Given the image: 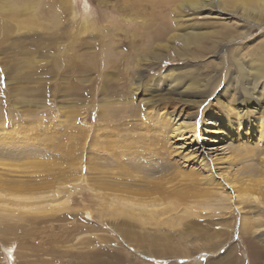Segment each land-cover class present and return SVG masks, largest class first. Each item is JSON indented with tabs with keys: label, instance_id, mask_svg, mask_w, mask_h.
Segmentation results:
<instances>
[{
	"label": "rangeland",
	"instance_id": "374dc122",
	"mask_svg": "<svg viewBox=\"0 0 264 264\" xmlns=\"http://www.w3.org/2000/svg\"><path fill=\"white\" fill-rule=\"evenodd\" d=\"M178 1L137 5L152 13L141 16L119 0H0V264H264V139L245 125L264 122V0L225 10L220 0L209 11L177 9ZM62 4L66 11H52ZM164 21L174 26L161 36ZM209 110L245 125L215 150L200 139L209 159L228 155L226 167L213 160L214 171L232 178L234 193L183 156L193 144L175 139L178 116L199 122ZM126 177L190 194H136V183L122 193ZM121 194L155 199V213L120 211ZM130 213L134 234L122 229ZM241 222L255 223L245 227L255 233L250 245Z\"/></svg>",
	"mask_w": 264,
	"mask_h": 264
},
{
	"label": "bare ground",
	"instance_id": "6f19581e",
	"mask_svg": "<svg viewBox=\"0 0 264 264\" xmlns=\"http://www.w3.org/2000/svg\"><path fill=\"white\" fill-rule=\"evenodd\" d=\"M44 1V0H43ZM101 2H103L104 0H100ZM156 1H165V2H168V3H170V2H172L173 0H119V3H127L126 5H130L131 6V12L132 13H135V14H137V13H141L142 15L141 16H143V15H147L148 13H149V15L150 14H152L151 13V11H144V9H141V12H138V6L139 5H145L146 7H149V10H150V8L152 9V7H153V4H154V2H156ZM236 0H225L224 1V4H222L221 5V8L223 9V10H225L224 8V5H233L234 4V2H235ZM34 2H36V0H34ZM48 3H49V1H48ZM47 3V6L49 5ZM219 3H220V0H182V1H178V3H177V9H178V6H179V9L180 8H182L183 9V7H185L186 5H188V7L187 8H192V9H195V10H198V11H205V10H208L209 11V9H215V7H217L216 5H219ZM51 4V3H50ZM59 4H61V3H59ZM58 4V5H59ZM64 4H65V2H64ZM64 4H62L61 6H55L56 8H55V10L52 8V11L54 12V11H56V10H58L59 12L60 11H66L67 9H65L64 7H63V5ZM101 4V3H100ZM37 5H38V3H37ZM51 5H53V4H51ZM55 5V4H54ZM138 5V6H137ZM64 6H66V5H64ZM124 6V5H123ZM122 6V7H123ZM40 7V6H39ZM53 7V6H52ZM126 7V6H125ZM144 8V7H143ZM0 9H2V8H0ZM37 9V8H36ZM47 9V8H46ZM51 9V8H50ZM38 10V9H37ZM119 10V9H118ZM147 10V9H146ZM249 10L250 9H248V8H246L244 11H246V12H249ZM2 11V10H1ZM47 11V10H46ZM51 11V12H52ZM169 11H171V9H169ZM3 12V11H2ZM4 12H8L7 10H4ZM152 12H154V10L152 11ZM55 13V12H54ZM125 14H127V12L125 13ZM225 14H228V15H225L226 17L227 16H229L230 15V13L229 12H225ZM58 15V14H57ZM232 15V14H231ZM150 17V16H149ZM163 17V16H162ZM155 18L157 19V15L155 16ZM155 18H152V17H150V18H148L147 19V21L148 20H150V21H152V22H148L147 24L150 26V25H152V26H154V27H157V26H155V23H156V21H155ZM9 20V19H8ZM79 20V19H78ZM143 22H145V21H143ZM142 22V23H143ZM167 25V26H166ZM173 25V23H171L170 21H164L163 22V24H162V27H161V29H160V31H158V32H160V34L162 33V31H163V33H164V31L166 30V29H169L171 26ZM151 26V27H152ZM174 26V25H173ZM158 30H159V28H158ZM187 30V29H186ZM163 34H161V36H162ZM181 35V34H180ZM181 39H185L183 36L181 37ZM169 73V72H168ZM168 73H166V74H168ZM168 75H170V74H168ZM167 78H171V75L169 76V77H167ZM177 78V77H176ZM176 78L174 79H170V82L167 80V82H169L168 84L169 85H171L172 84V82H174V81H176ZM245 84H247V83H245ZM173 85V84H172ZM241 87H243V86H241ZM239 90V92L240 91H243V89L242 88H239L238 89ZM223 92V91H222ZM163 98V97H162ZM164 98H167V96H165ZM159 100V99H158ZM230 111V110H229ZM164 112V111H163ZM231 112V111H230ZM167 112H165V114H166ZM163 115V114H162ZM178 115H180V114H178ZM208 115V116H207ZM207 115H206V117H205V119H201V121L199 120V122L198 121H196V120H186L185 118H182L181 120L180 119H178V117L176 118V121L177 120H179L180 122L179 123H177V122H174V127H172V129L174 130V134L176 135L175 137V139H178V140H182V141H184V143L188 146L189 144H193L194 145V147H195V149L194 148H192L191 150H188V151H184L183 150V152H181V153H184L183 154V156L184 155H186L187 156V154H189L190 156L188 157V159H190V160H192L194 163H196L197 165H198V167L200 168V169H202V170H205L206 172H207V174L209 173V175H212V176H216L218 179L219 178H221V179H219L220 180V182H221V185L223 184V185H225V184H227V187L228 188H230V190H232V193H234V191L236 192L237 190L235 189V184L236 183H234L233 182V180H232V178H230L229 180L228 179H226L225 177V175L226 174H221V172L220 173H215V165H214V161H215V163L216 164H218L219 166H221V167H226L225 165L227 164V162H226V157L228 156H220V157H217V158H211L210 157V159H209V156L206 154L205 155V153L203 152V150L201 149V146H203V144L200 142V139H202V141L204 140L205 142H206V146H207V148L208 149H216L217 148V145L216 144H219V143H221L222 141L224 142V141H226V139H231V138H235V136H236V139H238L241 135L240 134H237L236 135V125H240V124H242L243 125V123L242 122H238V121H231V119H229V117H228V114H227V112L225 111V110H222L221 111V114H215L212 110H209V113H207ZM100 116V115H99ZM159 116V115H158ZM164 116V115H163ZM172 116V115H171ZM160 117H162V116H160ZM165 117H166V115H165ZM164 117V119L163 120H161V122H160V126H162L163 128H165L166 127V125H167V122L169 121L168 120V118H165ZM181 117V116H180ZM184 117V116H183ZM203 117V115L201 116V118ZM169 119H171L170 117H169ZM172 119H175V117L173 116V118ZM171 119V120H172ZM185 119V120H184ZM260 120V119H259ZM171 123V122H170ZM172 124H173V122H172ZM246 131H249L251 128H253L254 127V132H255V128L256 127H259L258 128V137L257 138H263L264 139V122L263 121H261V122H258L257 124L254 122L253 123V121L252 120H247V122H246ZM245 125H243V126H245ZM159 126V127H160ZM203 127V128H201V127ZM25 128V127H24ZM26 128H28V127H26ZM25 128V129H26ZM169 128V127H168ZM196 128H200V132L202 131L204 134H205V136H201V137H197V136H199L198 135V131H196ZM166 129V128H165ZM171 129V130H172ZM28 131V130H27ZM26 131V132H27ZM168 131H170V130H168ZM168 131H166V132H168ZM251 131V130H250ZM14 132V131H13ZM173 132V131H172ZM262 134V135H261ZM146 136V135H145ZM130 138V137H129ZM128 138V139H129ZM261 138H260V140H261ZM125 139V138H124ZM127 139V138H126ZM125 139V140H126ZM136 139V138H135ZM124 140V141H125ZM244 140V139H243ZM257 140V139H256ZM31 141V140H30ZM127 141V140H126ZM129 141H132V140H129ZM140 141V140H139ZM229 141V140H228ZM137 142V141H136ZM204 142V143H205ZM258 142V141H257ZM256 142V143H257ZM9 143V142H8ZM126 143H128V142H126ZM139 143V142H138ZM143 143V142H142ZM150 143V142H149ZM117 144V143H116ZM135 144V143H134ZM12 145V144H11ZM21 145V144H20ZM120 145V144H119ZM124 145H125V143H124ZM133 145V144H132ZM138 145V144H137ZM141 145V144H140ZM143 145V144H142ZM147 145H149V144H147ZM155 145V144H154ZM165 145V144H164ZM22 146V145H21ZM126 146V145H125ZM144 146V145H143ZM142 146V147H143ZM151 146V145H150ZM116 147H117V145H116ZM127 147V146H126ZM125 147V150L127 149L128 150V148H126ZM131 147V146H130ZM146 147V146H145ZM238 147V146H237ZM245 147V146H244ZM101 148V147H100ZM104 148H106V147H104ZM121 148V147H120ZM123 149H124V147H122ZM206 148V149H207ZM236 148V147H235ZM240 148V147H239ZM238 148V150L240 151V149ZM176 149V148H175ZM205 149V148H204ZM96 150V149H95ZM108 150V149H107ZM110 150V149H109ZM122 150V149H121ZM237 150V149H236ZM245 150V149H244ZM112 151V150H111ZM124 151V150H123ZM238 151V152H239ZM247 151V150H246ZM100 152V151H99ZM126 152V151H125ZM125 152H123V153H125ZM128 152V151H127ZM173 152H175V151H173ZM230 152H232V151H230ZM237 152V151H236ZM117 153V152H116ZM209 153V152H208ZM249 153H250V151H249ZM121 154H122V152H121ZM123 155H125V154H123ZM135 155V154H134ZM247 155V154H246ZM19 156V155H18ZM119 156V155H118ZM129 156V155H128ZM97 157V156H96ZM138 157V156H137ZM141 157V156H140ZM119 158V157H118ZM125 158H127V157H125ZM130 158V157H129ZM186 158V157H185ZM228 158V157H227ZM230 158V157H229ZM233 158V157H232ZM135 159V158H134ZM186 160H187V158H186ZM214 160V161H213ZM230 160V159H229ZM112 161V160H111ZM127 161V160H126ZM133 161V160H132ZM135 161V160H134ZM137 161H138V159H137ZM151 161V160H150ZM23 162V161H22ZM45 162V161H44ZM93 162V161H92ZM136 162V161H135ZM138 162H141V161H138ZM108 163V162H107ZM143 163V162H142ZM90 164V163H89ZM94 164H95V162H94ZM133 164H135V163H133ZM145 164V163H144ZM54 165V164H53ZM122 165V164H121ZM120 165V166H121ZM89 166V165H88ZM128 166H131V167H133L132 165H128ZM218 166V167H219ZM91 167V166H90ZM93 167V166H92ZM91 167V168H92ZM126 167V166H125ZM125 167H123V168H125ZM136 167L137 166H135L134 168L136 169ZM139 167V166H138ZM143 167V166H142ZM106 169V168H105ZM105 169H104V171H105ZM113 169V168H112ZM127 169V168H126ZM126 169H124V170H126ZM137 169H140V168H137ZM144 169H146L145 167H144ZM261 169V168H260ZM123 170V169H122ZM122 170H120V171H122ZM128 170V169H127ZM131 170L133 171V169H130V172H131ZM142 170V169H141ZM222 170V169H221ZM118 171V170H117ZM129 171V170H128ZM146 171H148V170H146ZM177 171V170H176ZM219 171V170H218ZM127 172V171H126ZM139 172V171H138ZM137 172V173H138ZM145 172V171H144ZM143 172V173H144ZM214 172V173H213ZM139 173H142V172H139ZM177 173V172H176ZM190 173V172H189ZM204 173V172H203ZM222 173H224V172H222ZM225 173H227V172H225ZM119 174H120V172H119ZM127 174V173H126ZM129 174V173H128ZM133 174V173H132ZM135 174V173H134ZM146 174V173H145ZM148 174V173H147ZM200 174V173H199ZM206 174V175H207ZM138 175V174H137ZM149 175V174H148ZM191 175V174H190ZM197 175V174H196ZM208 175V176H209ZM117 176H119V175H117ZM125 176V175H124ZM132 176V175H131ZM133 176H135V175H133ZM140 176H142V174L140 175ZM146 176V175H145ZM192 176H194V175H192ZM201 176V175H200ZM121 177V176H120ZM129 177H130V175H129ZM137 177V176H136ZM139 177V176H138ZM148 177V176H147ZM147 177H144L145 179H147ZM151 177H153V175L151 176ZM195 177V176H194ZM193 177V178H194ZM197 177V176H196ZM122 178V177H121ZM131 178V177H130ZM134 178V177H133ZM132 178V179H133ZM141 178V177H140ZM139 178V179H140ZM149 178V177H148ZM186 178V177H185ZM190 178H191V176H190ZM192 178V179H193ZM95 179V178H94ZM125 179H127L128 180V182H124L125 184V186H126V190H125V186L122 188V185H120V188H122V193H126V194H128L129 192H130V188H132V187H129V184L130 185H133V183H134V185H135V183L136 182H134V180L133 181H130L129 179H128V177H126ZM124 179V180H125ZM131 179V180H132ZM150 179V178H149ZM155 179V178H154ZM198 179H200V178H198ZM203 179H204V177H203ZM202 179V180H203ZM212 179L213 178H211L210 176H209V179H208V181H210V182H212ZM225 179L227 180V181H225ZM15 180V179H14ZM49 180V179H48ZM53 180V179H52ZM90 180H92V179H90ZM108 180V179H107ZM113 180V179H112ZM111 180V181H112ZM124 180H122V181H124ZM137 180V179H136ZM184 180V179H183ZM186 180V179H185ZM189 180V179H188ZM3 181V180H2ZM7 181V180H6ZM26 181V180H25ZM110 181V180H109ZM109 181H107V182H109ZM122 181H117V182H121L120 184H123V182ZM139 181V183L137 184L136 183V185H138L139 187L138 188H134L133 190V192H135L136 194H144V192H146L145 190H152V191H149V192H153V193H157V196H159L158 198H161V199H167V197H169L170 196V194H173L174 195V197H175V194L177 195V194H179V195H177L176 197H178V196H184V197H186V195L187 194H190L189 193V191L187 192V190L185 191V190H178L177 188V190H173V189H168L167 187H165L163 184H162V180L161 181H155V180H151L152 182H150V181H143V178H142V180L140 179V180H138ZM143 181V182H142ZM208 181H207V183H208ZM241 181V180H240ZM8 182V181H7ZM16 182V181H15ZM24 182V181H23ZM27 182V181H26ZM48 182V181H47ZM97 182V181H96ZM95 182V183H96ZM113 182H116V180L114 181L113 180ZM111 183V182H109L110 184H114V183ZM140 182L142 183V186H141V184H140ZM165 182V181H164ZM180 182V181H179ZM218 183H220L219 181H217ZM9 183H11V182H9ZM18 183V182H17ZM105 184H106V181L104 182ZM103 183V184H104ZM132 183V184H131ZM246 183V182H245ZM16 184V183H15ZM20 184H22V183H20ZM102 184V185H103ZM109 184V185H110ZM140 184V185H139ZM181 184H182V182H181ZM98 185V184H97ZM100 185V184H99ZM108 185V186H109ZM190 185H191V183H190ZM222 185V186H223ZM11 186V187H10ZM10 186H7V184H6V188H11L12 190H15V188H14V186H13V184L11 183V185ZM16 186V185H15ZM19 186V185H18ZM18 186H17V188H18ZM25 186V185H24ZM184 186V185H183ZM187 186V185H186ZM185 186V187H186ZM217 186V185H216ZM239 185H237V187H238ZM258 186V185H257ZM264 186V182L262 181V185L260 186V188H261V191H263L264 192V188H262ZM39 187V186H38ZM137 187V186H136ZM234 188V191H233V189H231V188ZM14 188V189H13ZM22 187H20V189H21ZM24 188V187H23ZM32 188V187H31ZM40 188V187H39ZM224 188V187H223ZM19 189V188H18ZM30 189V188H29ZM135 189H137V190H135ZM145 189V190H144ZM242 189H243V192H244V194L243 193H241V194H235L234 196L236 197V196H242V194L244 195V196H246V200H248L249 202L254 198L253 196H252V198H251V196H250V194H249V190H251V189H253L252 187H251V185L250 184H248V185H244L243 187H242ZM34 190V189H33ZM121 190V189H120ZM20 191V190H19ZM22 192H23V190H21ZM31 191V190H30ZM124 191V192H123ZM226 192L228 191V190H225ZM29 192V191H28ZM40 192V191H39ZM42 192V191H41ZM72 192H73V190H72ZM184 193L183 195L181 194V193ZM17 194H18V192H16ZM20 193V192H19ZM192 193V192H191ZM228 193H230V192H228ZM31 194H32V192H31ZM129 194H131V193H129ZM146 194V193H145ZM181 194V195H180ZM23 195V194H22ZM55 195V194H54ZM120 195V194H119ZM140 195V196H141ZM38 196H40V195H38ZM145 196H147V195H145ZM156 196V197H157ZM41 197V196H40ZM44 197V196H43ZM58 197V196H57ZM66 197V196H65ZM148 197V196H147ZM146 197V198H147ZM149 197H151V196H149ZM173 197V196H172ZM171 197V198H172ZM175 197V198H176ZM229 197V196H228ZM24 198H26V197H24ZM30 198V197H29ZM55 198H56V196H55ZM133 198V197H132ZM157 198V199H158ZM54 199V198H53ZM136 199H138V198H136ZM160 199V200H161ZM177 199V198H176ZM175 199V200H176ZM184 200H185V198H183ZM182 198H181V200H183ZM231 199V198H230ZM28 200V199H27ZM133 200H135V199H133ZM133 200H129L128 198H127V195H124V194H121V196L118 198V200L116 201L117 202V204L120 206V208H121V210L120 211H122L123 212V210L125 211L126 210V212L127 211H131L132 210V213H133V211L135 212V211H137V212H142L143 213V211L144 212H147V215H148V211H150L151 213L152 212H154L155 213V211H156V204L155 203H152V202H154L155 201V199H152L151 198V200L149 199V200H142L141 202H139V201H137V202H133ZM173 200V199H172ZM180 200V199H179ZM179 200H177V201H179ZM245 200V199H244ZM245 200V201H246ZM132 201V202H131ZM164 201V200H163ZM20 202V201H19ZM22 202V201H21ZM67 202V201H66ZM171 202V201H170ZM152 203V204H151ZM56 204V203H55ZM160 204V203H159ZM27 205V204H26ZM30 205V204H29ZM35 205H37V204H35ZM57 205V204H56ZM116 205V204H115ZM71 206V205H70ZM118 206V207H119ZM27 207V206H26ZM31 207V206H30ZM29 207V208H30ZM61 207V206H60ZM117 207V208H118ZM105 208H108V207H105ZM163 208H165V210L167 209L166 207H163ZM162 208V209H163ZM35 209V208H34ZM102 209H103V207H102ZM109 209V208H108ZM113 209V208H112ZM114 209H116V208H114ZM40 210V209H39ZM106 210V209H105ZM110 210V209H109ZM24 211V210H23ZM64 211V210H63ZM85 211V210H84ZM107 212H108V210H106ZM111 212H113V210H110ZM109 211V212H110ZM115 211V210H114ZM30 212V211H29ZM34 212V211H33ZM118 211H116V212H114V213H117ZM122 212H118L119 213V215H120V213H122ZM149 212V213H150ZM162 212H164V211H162ZM166 212H167V210H166ZM43 213V212H42ZM68 213V212H67ZM104 213V212H103ZM106 213V212H105ZM113 213V214H114ZM129 213V212H128ZM127 213V214H128ZM132 213H130L129 214V216H122V219H121V223H122V225L125 227V228H122L123 230H126L124 233H126V234H134V233H132L131 232V230H130V228H129V226H127V225H133V219H131V218H133L132 217ZM136 213V212H135ZM153 213V214H154ZM40 214V213H39ZM76 214V213H75ZM110 214V213H109ZM140 214V213H139ZM152 214V215H153ZM165 214V213H164ZM90 215L91 214H89V212H87V216L90 218ZM117 215V214H116ZM116 215H114V217L116 216ZM123 215V214H122ZM125 215H126V213H125ZM138 215V214H137ZM143 215V214H142ZM144 215H146V214H144ZM109 216V215H108ZM104 217H106L105 215H104ZM137 217H139V216H137ZM148 217V216H147ZM34 218H35V216H34ZM116 218H119L118 216H116ZM135 218V217H134ZM146 218V217H145ZM151 218V217H150ZM91 219V218H90ZM136 219V218H135ZM142 219V218H141ZM144 219V218H143ZM147 219V218H146ZM118 220V219H117ZM133 220V221H132ZM137 220V219H136ZM135 220V221H136ZM257 219H255V222L257 223V221H256ZM262 220V219H261ZM260 220V221H261ZM264 220V219H263ZM32 221V220H31ZM134 221V222H135ZM148 221H149V219H148ZM258 221H259V219H258ZM138 222V221H137ZM137 222L135 223V224H137ZM145 222V221H144ZM234 222V221H233ZM7 223V222H6ZM233 224V223H232ZM241 224H242V222H241ZM247 223H245V225H246ZM257 224H260V222L259 223H257ZM138 225V224H137ZM244 224H242V229H241V231H240V233H241V236L240 237H242L243 238V240L244 241H246V243L247 244H252V239H251V234H255L254 232H252L251 234L250 233H248L247 234V232H245V227H247L248 225L252 228V226H254L255 225V223L254 224H252V223H249L247 226H245ZM10 226V225H9ZM116 226V225H115ZM232 226V225H231ZM111 227H113V226H111ZM131 227V226H130ZM133 227H136V226H133ZM249 227V228H250ZM110 228V227H109ZM143 228V227H142ZM141 228V229H142ZM232 228V227H231ZM250 228V229H251ZM113 229V228H112ZM133 229V228H132ZM140 229V228H139ZM144 229V228H143ZM142 229V230H143ZM136 231H137V229H136ZM139 231H141V230H139ZM248 231V230H247ZM255 231V230H254ZM250 232V231H249ZM117 233V232H116ZM121 233V232H120ZM136 233V232H135ZM140 233V232H139ZM145 233V232H144ZM147 233V232H146ZM263 233V232H262ZM113 234H115V233H113ZM141 235H142V237L143 236H147L146 234H143V232L142 233H140ZM148 235H150V234H148ZM118 236V235H117ZM123 237V236H122ZM130 239H131V236H128ZM141 237V238H142ZM149 237V236H148ZM112 238V237H111ZM128 238V239H129ZM125 239H126V237H125ZM133 239V238H132ZM139 239V238H138ZM148 239V238H147ZM122 240H124L123 238H122ZM134 240V239H133ZM132 240V241H133ZM137 240V239H136ZM142 239H139V241H141ZM143 240H145V239H143ZM138 241V240H137ZM136 241V242H137ZM151 242V241H150ZM139 243V242H138ZM132 244V243H131ZM151 244V243H150ZM113 246V245H112ZM151 246V245H150ZM2 248H3V246H2ZM141 248V247H140ZM14 250H15V246H14V244H12V243H8V244H6V246H4V253H5V255H6V257H7V259H12V257H14L13 256V252H14ZM257 251V250H256ZM252 254V253H251ZM256 254H257V256H258V254H259V252L257 251V252H254V254L253 255H255V257L253 258V259H256L257 260V258H256ZM148 255V254H147ZM155 255V254H154ZM153 255V256H154ZM158 256V255H157ZM253 257V256H252ZM156 258H158V257H156ZM103 259H104V257H103ZM102 262V261H101Z\"/></svg>",
	"mask_w": 264,
	"mask_h": 264
}]
</instances>
